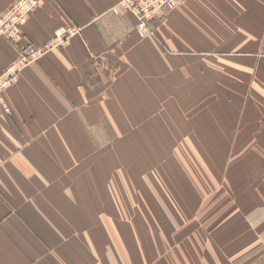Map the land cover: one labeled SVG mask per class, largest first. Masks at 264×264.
Wrapping results in <instances>:
<instances>
[{
	"label": "crops",
	"instance_id": "1",
	"mask_svg": "<svg viewBox=\"0 0 264 264\" xmlns=\"http://www.w3.org/2000/svg\"><path fill=\"white\" fill-rule=\"evenodd\" d=\"M15 1L0 0V17ZM121 1L41 0L16 41L0 33L1 73L24 47L79 29L4 93L0 264H264V177L259 209L209 210L207 231L200 210L161 196L139 195L137 209L103 145L130 132L137 106H159L175 133H264V0H183L143 34L113 10Z\"/></svg>",
	"mask_w": 264,
	"mask_h": 264
},
{
	"label": "rangeland",
	"instance_id": "2",
	"mask_svg": "<svg viewBox=\"0 0 264 264\" xmlns=\"http://www.w3.org/2000/svg\"><path fill=\"white\" fill-rule=\"evenodd\" d=\"M223 65L216 60L212 68L219 70ZM232 71L233 76L239 75L238 66ZM150 109L145 114V106H137L138 120L129 123L130 132L104 133L103 140L105 167H114L121 194L136 193L137 209L149 203L139 195L161 196L186 211L200 210L207 231L215 224L214 212L208 220L209 210H225L240 203L238 208L249 212L259 209L264 133H175L167 130L170 123L161 120L159 106ZM144 114L149 115L146 120ZM128 179L135 182L128 184ZM178 195L187 196V202L177 201ZM232 195L234 200L229 203ZM123 208L126 206L121 203ZM252 223L259 225V215Z\"/></svg>",
	"mask_w": 264,
	"mask_h": 264
},
{
	"label": "built area",
	"instance_id": "3",
	"mask_svg": "<svg viewBox=\"0 0 264 264\" xmlns=\"http://www.w3.org/2000/svg\"><path fill=\"white\" fill-rule=\"evenodd\" d=\"M41 0H16L0 17V33L10 41H16L26 19L40 6ZM183 0H122L114 7L119 13L125 10L137 19V30L140 33L149 32L154 22L163 19L171 9L177 7ZM79 33L76 27H64L40 46H26L4 71L0 73V109L5 113L10 108L5 101V91L19 78L21 71L37 63L44 54L65 46L70 39Z\"/></svg>",
	"mask_w": 264,
	"mask_h": 264
}]
</instances>
